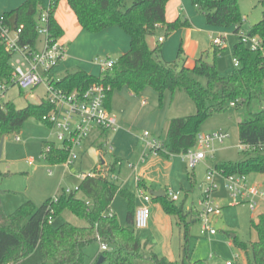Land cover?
I'll return each instance as SVG.
<instances>
[{
  "label": "trees",
  "instance_id": "obj_1",
  "mask_svg": "<svg viewBox=\"0 0 264 264\" xmlns=\"http://www.w3.org/2000/svg\"><path fill=\"white\" fill-rule=\"evenodd\" d=\"M169 0H133L124 8L123 0H67V3L81 28L89 33H99L110 27H119L130 37V49L121 55L113 68L95 77L84 71L68 74L55 83L67 92H83L90 85L102 83L110 87L106 106L109 107L115 91L127 88L139 95L150 88L159 95L160 104L166 92L172 95L184 91L193 101L194 115L175 118L162 141L168 158L171 154L186 153L196 144L200 127L213 114L226 111L231 103L242 108L244 114L238 122L239 145L249 149L240 151L242 158L236 162H220L215 169L223 176L257 174L264 177V58L260 52L249 50L240 41L232 49L233 59L239 68L228 76L218 74L215 63L202 58L193 68L164 62L160 47L151 49L147 38L160 27L168 34L189 27L187 20L179 18L171 23L165 19ZM240 0H191L192 5L205 18L206 24L216 28H230L242 23ZM262 7L261 18L248 33L258 36L264 47V0H257ZM59 0H49L48 27L54 37L62 36V29L54 19ZM42 6L41 0H27L17 9L3 14L14 17L17 27L22 26V42L34 45L37 39L36 16ZM238 28H234L237 36ZM182 53L180 49L179 54ZM214 53H217L215 50ZM12 68L10 55L0 43V84L10 80ZM52 110V105L42 101L38 105L28 104L17 109L10 102L0 108V140L9 134H18L24 123L34 118L47 127L43 117ZM49 152L44 159L52 165L63 164L67 152L49 142L44 143ZM118 162L108 168V175L90 176L81 180L77 191L87 200L77 198L76 192L62 191L53 199L37 207L31 201L25 202L12 214H6L1 201L0 189V264H84L87 247L97 242V237L108 250L101 252L102 264H177L154 253L143 254L145 244L133 229L135 195L118 186L110 176L115 175ZM94 171V170H93ZM5 174L0 172V180ZM141 186V184H139ZM121 197L126 203V224L122 227L110 206L114 198ZM164 211L177 218L178 227L183 229L185 243L182 246L181 264H205L203 260L187 262V239L190 226L195 219L184 220V203L176 204L165 195L155 199ZM70 212L86 224L78 227L65 221L62 215ZM251 228L257 240L249 244L232 239V244L245 253V264H264V214L251 221ZM250 252V253H249Z\"/></svg>",
  "mask_w": 264,
  "mask_h": 264
},
{
  "label": "rangeland",
  "instance_id": "obj_2",
  "mask_svg": "<svg viewBox=\"0 0 264 264\" xmlns=\"http://www.w3.org/2000/svg\"><path fill=\"white\" fill-rule=\"evenodd\" d=\"M132 1L123 0L124 8L130 7ZM239 9L243 19L246 20L245 28L252 27L260 21L262 7L257 0H240ZM169 35L165 30L157 33L156 37L161 36L164 41ZM191 37L192 41H198L203 49L214 48L212 40L221 38L222 46L215 48L209 54L207 61L215 63L221 77H226L235 70L232 47L239 41V38L233 34L232 30L220 28L212 34H193ZM215 50L217 53H214ZM101 55V58L98 59L105 58V54ZM95 57L97 56L90 54L85 58L86 61L93 62L92 64L95 65ZM114 58L116 57L112 56V59ZM94 71L95 74H98L96 68ZM62 76L63 74H60L58 77ZM128 92L127 88L115 91L110 102L113 113L118 115L122 111L123 121L128 123L123 132L117 133L118 129L115 133H111L114 152L118 148L122 153L119 154L122 160L117 167L114 182L135 195V209L137 210L142 207L140 204L142 202L141 195H148L147 192L137 187L138 180H142L140 169L153 158L162 159L164 163L159 166V170L163 172L167 181L165 182L167 186L163 190L165 195L168 198L169 194L177 195L178 201L175 203L185 204V208L188 209H183L185 221L190 222L195 219L194 215H196L197 220L190 226L187 239L188 258L191 261L203 259L208 264H226V262L241 264L244 260L246 261L245 253L232 244V236H235L240 242L247 244L253 242L256 236L251 228V221L255 220L258 210H251L247 204H234L224 187L225 178L215 169L217 163L236 162L242 158L237 124L244 114V110L229 107L224 112L213 114L203 123L200 133L224 131L228 133L229 138L223 144L215 145L216 152L213 159L207 158L196 164L194 168H189L183 159L184 153L171 154L166 158L160 155V152L154 154L144 151L142 153L138 148L145 146L139 140L145 132L162 143L172 119L195 114L196 108L193 101L184 91H176L173 95L165 93L161 104L159 95L150 88H145L139 95L133 97H130ZM45 96L43 85L32 90H21L10 84L3 94L2 102H10L17 109H23L28 104H36ZM143 101L144 105H142ZM106 108L109 109L108 106ZM117 134L120 135V138L115 141L114 138ZM2 139L0 172L5 176L0 180V189L3 193L2 206L6 214H12L27 201H31L39 207L46 200L53 199L62 191L70 190L75 193L81 183V179L77 175L88 173L99 164L98 158L93 155L91 149L86 150L83 157H79L70 167H66L65 164L52 165L47 162L44 159V142L54 144L56 147L60 143L56 139L55 130L34 118L28 119L18 134H9ZM191 151L195 152V147L191 148ZM113 159L112 155L105 157L107 163ZM99 170L96 168L93 172ZM210 170H212V181L215 188L207 194L208 200L221 208V215L212 223L216 235L208 237L202 234V224L198 220L197 210H202L200 204L209 188L206 177ZM247 177L250 184L264 185L261 175L250 174ZM76 196L79 199L87 200L81 191H77ZM149 210L148 225L145 229L134 228L136 236L144 242L150 239L151 245L155 246V251L164 250L168 258H173L177 264H181L182 246L185 239L183 229L176 224L177 218L168 215L158 201L153 200ZM111 211L116 215L120 226H127L126 204L121 197L113 200ZM62 218L74 226L81 227L86 224L68 211L63 213ZM99 248L98 242L87 247L84 264H93V258ZM144 254H148L147 251H144Z\"/></svg>",
  "mask_w": 264,
  "mask_h": 264
},
{
  "label": "built area",
  "instance_id": "obj_3",
  "mask_svg": "<svg viewBox=\"0 0 264 264\" xmlns=\"http://www.w3.org/2000/svg\"><path fill=\"white\" fill-rule=\"evenodd\" d=\"M49 6H41L36 16V34L37 39L34 45L22 42V26L17 27L14 20L0 17V43L5 51L10 55V66L12 68L10 80L7 83L0 84V108L5 102H2L3 94L7 87L12 84L21 90H32L40 85L45 88V101L52 105V110L43 117V120L55 130L56 139L60 143V148L67 152V158L64 162L66 167H70L78 160L80 150L86 140L95 131L110 132L118 129L116 117L106 108L107 94L110 91L109 86L102 83L92 84L85 91L67 92L55 86L56 80L53 78V70L64 59L66 48L61 43L60 37L52 36L48 27ZM241 24L235 26L238 28L237 37L239 41L249 50L260 52L264 58V47L258 36L249 35L248 31L242 28ZM163 38H159L162 42ZM223 44L221 38L212 40L215 48H220ZM95 63L100 66L102 72L113 68L116 61L109 58L95 59ZM235 69L239 68V62L233 59ZM145 104V102H143ZM234 107V103L230 104ZM229 138L228 133L218 131L213 133H199L196 137L195 152L187 151L183 159L187 162L189 168H194L196 164L207 158L213 159L216 152L215 145L223 144ZM140 139L145 144V151L156 154L164 152L162 143L155 139L148 132L143 133ZM18 141V138H16ZM239 149H249L248 146L239 145ZM46 152L50 147L45 148ZM98 172L90 171L81 174L79 178L83 180L90 176L108 175V169H102ZM102 169V170H101ZM222 175V174H220ZM223 176V175H222ZM225 178V189L234 204H247L251 210H255L260 201H264V185L259 183L250 184L248 177L243 175L223 176ZM110 178L114 181L116 176ZM206 182L209 184L208 190L201 201L202 210H197L198 220L202 224V234L204 236H215L212 223L221 215V208L208 200V193L212 191V170L208 172ZM67 194L70 190L65 191ZM143 202L149 204L152 197L141 195ZM170 200L178 201L177 195L169 194ZM150 210L147 205L140 207L135 211L134 227L136 229H145L148 225ZM100 251L108 250L106 244L102 243L97 237ZM238 258V256H236ZM226 264H232L226 262Z\"/></svg>",
  "mask_w": 264,
  "mask_h": 264
},
{
  "label": "crops",
  "instance_id": "obj_4",
  "mask_svg": "<svg viewBox=\"0 0 264 264\" xmlns=\"http://www.w3.org/2000/svg\"><path fill=\"white\" fill-rule=\"evenodd\" d=\"M26 1L27 0H0V17L5 13L17 9ZM41 2H42V6L45 7L48 6L49 4V0H41ZM178 18L181 21L187 20L189 23V27L178 29L173 33H171L164 41L159 42V38L162 37L161 36L156 37V34L164 32L166 30L165 27H160L153 36L147 38V43L151 49L155 47H160L161 49L160 57L164 62L176 63L179 66L193 68L196 64V61L199 58H202L205 61H207L209 54L214 51L215 47L213 46L214 48L209 47L207 49H203L200 47L198 41H192L191 36L193 34L201 35L202 33L212 34L215 31L220 30V28L208 26L206 24L204 16L200 14L197 8H195L192 5L191 0L168 1L165 9L166 22L171 23ZM10 19L14 20V17H11ZM54 19L56 23L59 25V27L62 29V36L60 37V41L62 44H64L66 48L64 59L53 70V78L56 80V82L61 80L66 75L73 74L78 71H84L89 75L98 77L101 75L102 70L100 66L97 65L96 63L94 65L92 64L93 62L91 63L89 61H86L85 57L87 55L91 54V56H97L95 58L98 59L101 58L100 57L101 54H105V58H109L110 60L116 61L121 55L125 54L130 49V37L125 32H123L119 27L116 26L110 27L95 34L83 30L79 25L75 14L69 7L67 0H59L57 8L54 11ZM245 22L246 20H244L242 28L248 31L251 27L245 28ZM234 28H235L234 26L229 28L230 31L231 30L233 31V34H234ZM150 44L152 45V47ZM180 49L182 50L181 54H179ZM112 56H115L116 58L112 59ZM95 68L98 70V74L94 73ZM60 74H63V76L58 77ZM128 95L130 97L136 96L131 91L128 92ZM42 101H45V97L41 98L40 101L34 105H38ZM143 102L142 105H144ZM109 110L117 119V123L119 126L118 127L119 130L117 129L118 130L117 133L123 132L128 124L123 121L124 118L122 116L123 112L120 111L118 115H115L111 109V105H109ZM115 132L116 131H110V132L95 131L90 136V138L84 142L83 147L80 150L79 157L82 158L86 150L91 149L93 150V155L98 158V162H99V164L90 171L95 170L96 168L108 169L110 165H112L115 162H118V165L120 164L122 158L120 157L121 155L119 154L122 153L119 152L120 150L118 148L116 149V152H114V148H113L114 141L112 142L111 140V133H115ZM119 138L120 135L117 134L114 139H116L115 141H117V139ZM139 140L142 141L141 139ZM44 143H46V141ZM57 148H60V145ZM138 150H140V152L143 153L145 151V146L144 145L139 146ZM107 155H112L114 158L109 163L105 161V157ZM163 163L164 162H162V159H157V158H153L149 162L145 163V165H143L140 169L141 174L140 172L139 174L142 180L141 181L138 180L137 187L141 188L142 191L147 192L148 195H150L151 192H161L163 196L159 198H163L165 196L163 190L167 186L165 184V182H167L165 176L163 172L159 170V166H161ZM81 174L77 176L79 177ZM262 178L264 180L263 176ZM139 184H141V186H139ZM2 194H1V198H2ZM117 197L118 196H116L115 198ZM159 198H155V199H159ZM152 201L149 204H145L142 199V202L140 204H142V206L147 205V207H149L150 209V205ZM184 208H185V204H184ZM256 210H258L256 213V218L258 215L264 214V201H260L258 203ZM110 211H111V206H110ZM134 228L135 227L133 224V229ZM255 236L256 238L253 242L257 240L256 233ZM142 243L145 244V247L143 249V254L144 251H147L148 253V254H144L145 256H148L150 253H154L159 257H165L168 260L176 263V261L173 258L167 257L166 255L167 253L164 250L161 252L155 251L154 249L155 246L151 245L150 239H147L145 242L142 241ZM100 253L101 251L99 248L96 255L93 258V264L98 263L100 258ZM197 260H203V259H197ZM203 261L205 262V260ZM187 262H193V261H191L188 258ZM245 262L246 261L244 260L241 264H245ZM205 264L208 263L205 262Z\"/></svg>",
  "mask_w": 264,
  "mask_h": 264
},
{
  "label": "water",
  "instance_id": "obj_5",
  "mask_svg": "<svg viewBox=\"0 0 264 264\" xmlns=\"http://www.w3.org/2000/svg\"><path fill=\"white\" fill-rule=\"evenodd\" d=\"M2 146H3V139L0 140V159H1V154H2ZM150 195L153 198H159V197L163 196V194L161 192H151ZM232 237H235V236H232ZM102 263H103V257L100 256L97 264H102Z\"/></svg>",
  "mask_w": 264,
  "mask_h": 264
}]
</instances>
